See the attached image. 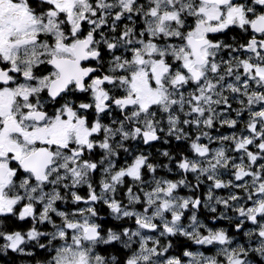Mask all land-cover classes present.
<instances>
[{"label":"snow or ice","instance_id":"snow-or-ice-1","mask_svg":"<svg viewBox=\"0 0 264 264\" xmlns=\"http://www.w3.org/2000/svg\"><path fill=\"white\" fill-rule=\"evenodd\" d=\"M37 250L264 264V0H0V259Z\"/></svg>","mask_w":264,"mask_h":264},{"label":"flooded vegetation","instance_id":"flooded-vegetation-1","mask_svg":"<svg viewBox=\"0 0 264 264\" xmlns=\"http://www.w3.org/2000/svg\"><path fill=\"white\" fill-rule=\"evenodd\" d=\"M235 36L236 37V41L238 42H243V35L239 32V30H229V32L227 33H224V34H219L218 38L219 39H223L226 43H234L236 41H233L232 40V37ZM233 130L231 129H227V128H221L219 129V133L217 132H213V134H230ZM169 139V143L165 144L163 143L162 141L161 142H156V144L154 146H151V147H145V151L146 152H149L150 155H151V158L153 159V157H161V161L160 162H163V163H168V160L167 158L165 157H162L160 155V152L162 151H169L171 154L175 155L177 157V159H179V155L180 154H190L189 153V150H188V143L185 142V141H181V142H177L175 141L174 139H171V138H168ZM173 146L176 144V147H173L171 148V146ZM180 144H183L184 148L179 150L177 145H180ZM217 145H213V147H216ZM153 153V155L151 154ZM160 175H163V176H167L168 178H172V179H177L179 178L178 174H170V173H167L166 171H164L163 169L160 171ZM191 179V177H190ZM82 194V193H81ZM181 194L183 195H188L189 193L186 191V190H182ZM200 195L203 194V190L201 191V193H199ZM219 194H226V190L225 191H222L221 193ZM120 196L122 197L123 196V193L121 192L120 193ZM101 215L105 218V220L107 219H110L108 216H107V213H106V210L105 211H102L101 212ZM205 215H211L209 213H207L206 210H204L203 214L200 215V219L201 220H204L205 218ZM206 223H210V221L208 220H205ZM107 226H111V224L107 225ZM217 226L219 227H225L227 228V222H217ZM179 240L181 241V243H178V244H175L174 245V252L173 254H176V255H181L182 254V245H190L191 242H188V241H184V239L181 237L179 238ZM196 246L195 245H191V249L190 250H195ZM201 250H204V249H201ZM101 254L103 255H115L116 253L114 251H109V252H102ZM207 254H212V253H207ZM41 261L43 262L44 260V257L39 255V250H37V256L36 257H21V256H17L16 254H12L10 253L9 254V257H5L3 259H0V264H6L8 262H10L11 264H37V261Z\"/></svg>","mask_w":264,"mask_h":264},{"label":"trees","instance_id":"trees-1","mask_svg":"<svg viewBox=\"0 0 264 264\" xmlns=\"http://www.w3.org/2000/svg\"><path fill=\"white\" fill-rule=\"evenodd\" d=\"M173 147H176V144H175L174 146H173V144H172L171 148H173ZM177 147H178L179 150H181V149L184 148L183 144L177 145ZM151 154L153 155V153H151ZM160 158H161V157H153V160H154V161H157V162H160V161H161ZM84 192H85V190H82V194H84ZM6 264H11V263L8 262V263H6Z\"/></svg>","mask_w":264,"mask_h":264}]
</instances>
